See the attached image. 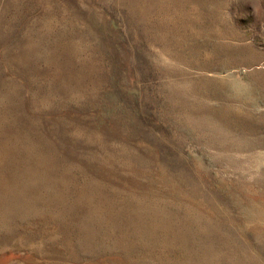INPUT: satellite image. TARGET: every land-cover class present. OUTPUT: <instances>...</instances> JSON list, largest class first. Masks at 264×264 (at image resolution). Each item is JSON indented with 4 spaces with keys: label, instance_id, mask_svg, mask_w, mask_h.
Instances as JSON below:
<instances>
[{
    "label": "rangeland",
    "instance_id": "1",
    "mask_svg": "<svg viewBox=\"0 0 264 264\" xmlns=\"http://www.w3.org/2000/svg\"><path fill=\"white\" fill-rule=\"evenodd\" d=\"M0 264H264V0H0Z\"/></svg>",
    "mask_w": 264,
    "mask_h": 264
}]
</instances>
